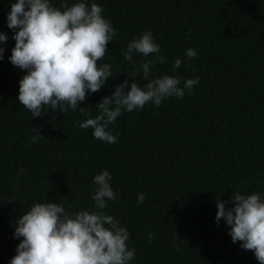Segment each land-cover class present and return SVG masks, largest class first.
Segmentation results:
<instances>
[{
  "label": "trees",
  "instance_id": "obj_1",
  "mask_svg": "<svg viewBox=\"0 0 264 264\" xmlns=\"http://www.w3.org/2000/svg\"><path fill=\"white\" fill-rule=\"evenodd\" d=\"M13 2L0 0V32L8 36L0 42V264L17 254L16 221L35 203H60L70 215L95 210L93 177L105 169L117 199L104 212L127 228L135 249L130 264H260L233 243L223 219L217 224L216 200L230 207L235 191L264 198V0H86L101 5L116 29L100 62L112 65L113 77L79 105L92 117L125 79L148 82L139 63L156 54H137L135 65L123 58L145 31L165 57L152 67L153 78L178 76L182 87L199 77L183 98L123 112L109 125L114 144L77 126L88 118L79 108L67 114L46 108L33 118L18 102L27 72L9 59L17 31L7 25ZM188 48L195 59L186 57ZM177 58L181 67L170 71ZM133 71L141 74L127 75ZM39 132L43 138L33 142ZM141 193L146 199L138 203Z\"/></svg>",
  "mask_w": 264,
  "mask_h": 264
},
{
  "label": "clouds",
  "instance_id": "obj_2",
  "mask_svg": "<svg viewBox=\"0 0 264 264\" xmlns=\"http://www.w3.org/2000/svg\"><path fill=\"white\" fill-rule=\"evenodd\" d=\"M97 3L89 7L86 0L69 5L62 0L59 7L52 0H15L7 17L10 29H16L15 46L10 62L27 74L19 82L18 102L32 114L40 117L59 110L68 113L79 108L87 119L78 122L81 129H93L97 140L108 144L117 142L109 129L123 112L143 109L148 103L157 108L169 97L183 98L199 84V77L181 79L174 75L152 77V67L165 63L160 46L151 31L134 37L123 51V58L135 65V57L142 54L154 59L141 61L142 78L148 81L141 86L136 79H125L115 86L111 95L104 96L96 105L98 114L92 117L86 107H79L90 93L100 91L110 77L112 65L100 63L114 40L116 29L102 15ZM8 40L0 32V42ZM4 47H0V60ZM189 60L197 57L193 48L186 50ZM183 61L177 58L170 71L179 69ZM138 71L127 74L140 75ZM43 113V114H42ZM43 138L39 132L33 142ZM20 172L26 171L19 169ZM112 174L105 169L93 177L96 186L91 196L95 210H79L71 215L57 202H37L16 221L14 236L22 238L17 254L10 264H130L135 259V249H129L130 234L126 227L112 215L104 212L108 201L117 199L110 185ZM146 199L143 193L138 203ZM216 222L223 219L229 226L233 243L252 251L260 264H264V198L261 193L242 194L235 191L229 201L217 197ZM149 243L153 234L148 233Z\"/></svg>",
  "mask_w": 264,
  "mask_h": 264
}]
</instances>
